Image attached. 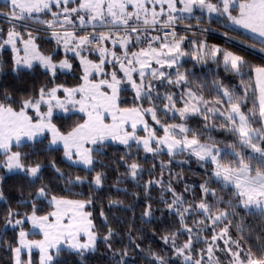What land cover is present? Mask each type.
<instances>
[{"label":"snow or ice","instance_id":"1","mask_svg":"<svg viewBox=\"0 0 264 264\" xmlns=\"http://www.w3.org/2000/svg\"><path fill=\"white\" fill-rule=\"evenodd\" d=\"M0 52V264H264V0H0Z\"/></svg>","mask_w":264,"mask_h":264},{"label":"trees","instance_id":"2","mask_svg":"<svg viewBox=\"0 0 264 264\" xmlns=\"http://www.w3.org/2000/svg\"><path fill=\"white\" fill-rule=\"evenodd\" d=\"M6 58V55L3 53V52H0V59H5ZM38 258V256H37Z\"/></svg>","mask_w":264,"mask_h":264}]
</instances>
